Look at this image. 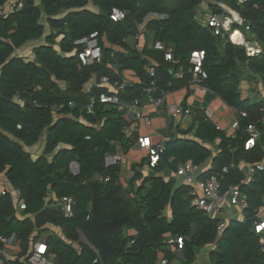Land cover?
<instances>
[{
    "label": "trees",
    "instance_id": "1",
    "mask_svg": "<svg viewBox=\"0 0 264 264\" xmlns=\"http://www.w3.org/2000/svg\"><path fill=\"white\" fill-rule=\"evenodd\" d=\"M6 2L0 0V173L6 174L26 206L24 217H19L11 194L0 192V249L1 238L13 236L21 246L18 258L9 264H27L20 258L28 255L31 245L49 225L61 227L70 240L47 237L55 264H158L160 251L170 259L175 256L167 248L168 235L184 239L181 264H197V249L207 246H214L209 251L211 264H264L261 235L254 231L258 211L264 205V171L243 187L250 203L244 218L231 219L220 237L219 219L209 217L193 204L190 186L178 184L175 176L160 174L164 170L176 173L179 164L187 160L199 164L213 157L210 172H221L235 162L230 172L222 175L223 184L228 185L243 177L242 163L263 159L264 98L254 102L244 99L240 85L241 67L247 66L260 76L264 86V0L237 5L260 44V51L253 55L244 45L233 43L227 34L216 35L198 19L202 0H24L22 8L17 4L12 12L4 13ZM115 6L127 11L125 19H111ZM63 10L68 12L58 16ZM140 24L153 35L152 45L147 40L141 51L128 42L139 33ZM94 31L99 33L103 59L86 65L79 56L82 47L75 41ZM42 37L46 43L35 49L33 60L15 55V50L29 40ZM156 41L164 43L166 49H157ZM168 48L176 63L166 59ZM199 50L205 51L203 68L207 72L202 85L228 106L248 115L241 118L236 137L227 136L205 115L199 117L194 138L171 137L165 142L158 163L152 167L153 174L136 172L135 180H142L131 196V191L125 192L118 183L121 164L107 165L105 161L107 153L116 151V142L124 152L134 144V136L125 132L135 121L127 115L126 105L146 97L145 87L151 81L146 70L149 61L155 64L157 95L188 87L193 82L190 58ZM126 69L133 70L140 82L127 84L119 92L101 84L86 91L85 85L94 75L98 83L103 76H109L112 83L123 82L122 72ZM180 71L182 77H177ZM114 93L119 103L102 100L104 95ZM92 99L95 103L89 110ZM250 123H255L263 135L261 142L246 150L245 128ZM216 139L220 140L219 152L213 155L206 143ZM41 140L45 142L44 151L34 158L25 146ZM74 162L79 166L77 174L71 170ZM97 175L109 177L102 183L104 200H119L103 210L104 218L112 221L130 217L118 233L109 235L120 252L105 261L96 260L90 245L81 243L76 248L71 244L78 239L77 229L93 218L89 182ZM50 191L58 198H73L71 216L49 205Z\"/></svg>",
    "mask_w": 264,
    "mask_h": 264
},
{
    "label": "crops",
    "instance_id": "2",
    "mask_svg": "<svg viewBox=\"0 0 264 264\" xmlns=\"http://www.w3.org/2000/svg\"><path fill=\"white\" fill-rule=\"evenodd\" d=\"M216 1L217 0H202L201 4L199 5L197 9L198 14L201 16L199 20L205 23V21L211 14H215L220 19H222L225 24V29L223 32L224 35L227 34L229 37V33L236 30L238 31L240 36L242 35V38L246 39L249 46H253V47L260 46L256 38L250 33L249 28H248L249 26H247L244 23L238 11L237 5H241V3H237L232 0H221L229 8V10L227 9L225 10L221 7H218ZM18 2L19 0H7L6 4L4 5V13L12 12L15 9ZM37 3H39V1H37ZM89 8L97 10L94 5H89ZM215 10H218V11H215ZM67 12H68L67 10H63L59 13L58 16H64ZM44 18H45V15H44ZM44 22H45V19H44ZM236 24L238 25V27L235 28ZM49 32H50L49 27H46V33H49ZM147 40L150 41L149 46L152 45L153 35L145 30L144 24H141L139 26V33L134 38H129L128 42L131 46L141 51L144 48V46L147 44ZM29 42L37 43V45H35L31 51L32 52L31 58H25L24 56L18 55L16 53L15 55L19 57H23L27 61L33 60L35 58V49L39 47L40 45L45 44L46 38L42 37L41 39H37V40H29L26 44H24L22 47L16 50H21L24 46L28 45ZM113 47L114 49L119 50L117 46H113ZM248 69L252 72L250 68ZM115 70L117 73L119 72L117 68H115ZM253 74L255 75V73ZM255 76L258 77L259 82L261 83V88L262 90H264V86L261 82L260 76L258 75H255ZM122 80L126 82L127 84H135V83L140 82L141 79L140 77L136 75V73L133 70L126 69L122 72ZM242 82L240 85V89H241L243 98L248 99L250 102L257 101V100H253V101L250 100L251 99L250 94L252 92L248 90L249 87L246 92L242 91V87H243ZM97 84L99 83L97 82L96 75H94L89 80V82L85 85L86 91L87 89H91L94 85H97ZM108 87H110V89L115 91V88L112 85ZM165 97L166 98H165L164 104L158 107L151 105L147 99V96L144 99H142L141 104H142L143 112L145 116L151 119V123L148 124L147 122H145V120H138V121L135 120L133 124H131L125 129L126 134L128 136H134V139H135L134 144L126 152L122 150L120 142L115 143L116 151L113 153L119 152V153L124 154V159L122 162H120L121 172H120V178H119L118 183L120 186H122L125 192L130 190L131 196H134V190L137 189L138 185L141 183V180H142L141 178H138L135 180L136 172L140 171L144 175L153 174L152 166L149 165L150 151L148 148L146 147L142 148L140 146L139 141H138L140 137H147V136L150 137L152 140L153 146H157L159 144H165V142L169 140L171 137L194 138L195 129L197 128V125H198V119L199 117H202L203 115H205L204 114L205 109H209L213 112V119H211V121L214 124H216L219 129L223 130L227 134V136L236 137L237 135V131H235L232 128V121L238 115L239 110L231 106H228L220 96L211 92L205 86L197 85L192 82L188 87L184 86L180 89L167 92L165 94ZM262 99L263 97L259 100H262ZM172 104H176L180 107H185V108L189 107L191 108V113L187 115H182L179 117H174L171 114L170 107H169ZM182 131H188V132L182 133ZM262 135H263V132H262ZM262 135L260 139L258 140V142H261ZM206 144H208L209 147L212 149L213 155H216L219 152V144H220L219 139H216L212 143H206ZM44 146H45V142L40 141L38 144L34 146H25V149L29 151L34 158H37L39 155L43 153ZM263 151H264V145H263ZM187 161H190V160H187ZM212 163H213V157H209L208 159H206L205 161L199 164L201 165L202 170L205 171L212 167ZM247 164L248 162H245V163H242L241 165V169L243 173L246 169ZM78 169H79V166H78ZM160 174L164 177L175 176L178 184H185V182H183L180 178H178L177 174L173 171L164 170ZM200 177H204V173L200 174ZM100 178L101 176L97 175L95 176V181L91 180L89 183L92 182V183L102 184L103 182L100 180ZM3 190L11 194L14 206L16 208L17 215L23 218L24 209L20 208V205L23 201L20 199L17 189H15L10 184L5 173H0V192H2ZM47 202L49 203L50 206H55L59 208L60 206H62L61 198H58L53 191H50L48 193ZM92 206H93V202H92ZM92 206H91V211H92ZM244 215H245V212H244ZM53 230L65 235L61 227L55 226V225H49L47 227V230L44 231L40 235V237L31 245L28 255L22 256L20 259L28 264V261H27L28 256L30 255L34 247V244L37 241H44L48 244L47 237L50 234H48L46 238H43L42 236L43 234L49 233ZM130 231H133V230H130ZM77 233H78V239L73 240L72 242L73 246L75 245V243L77 244L79 243V241L81 240L80 239L81 234L84 236L82 231L80 232L78 229H77ZM2 244H3V247L2 249H0V264H9L11 260H15L18 258L19 253L21 251V246H20V241L17 239V237L14 236V239L11 242L9 243L2 242ZM88 245L91 246L89 241H88ZM213 247L214 246H207L201 249H197V255H196L197 264H211L210 259H209V251ZM167 248L171 252L173 253L175 252V256L172 259H170L166 255L165 252L160 251L158 264H160L161 257H168L170 260V264H174V263L181 261V259L183 258L182 251L181 252L175 251L174 248L173 247L171 248L170 246L169 247L167 246ZM49 253H50L51 259L55 262V255L51 252Z\"/></svg>",
    "mask_w": 264,
    "mask_h": 264
},
{
    "label": "built area",
    "instance_id": "3",
    "mask_svg": "<svg viewBox=\"0 0 264 264\" xmlns=\"http://www.w3.org/2000/svg\"><path fill=\"white\" fill-rule=\"evenodd\" d=\"M237 3H245L248 0H232ZM217 6L223 9L229 10L227 5L221 0L216 1ZM24 5V0H19L18 7L22 8ZM127 11L121 9L119 7H113L110 13L111 19L114 21H120L126 18ZM157 17H164L160 15H156ZM205 24L213 29V32L216 35H221L224 32L225 24L222 19H220L217 15L211 14ZM141 25V24H140ZM249 28V27H248ZM238 31H233L229 33V38L233 43L241 44L246 47L248 54H255L260 51V46H249L246 39L242 38V35L238 33ZM239 35V40H236V36ZM75 44L81 46V52L79 56L82 62L86 65L93 64L95 62H100L103 59V49L100 43L99 33L97 31L92 32L88 36H84L75 41ZM155 47L157 49H166V46L161 41H156ZM166 59L176 63L177 61L173 57V52L171 48L166 50ZM205 58V51L199 50L192 52L190 62L193 67L190 69L192 73L193 83L197 85H202V81L207 78V72L203 68V61ZM149 77L151 78L150 83L145 87V94L149 103L155 107L161 106L165 101V94L157 95L158 86L156 83V69L155 64L152 61L146 66ZM177 77H182V72H177ZM101 85L104 86H113L115 88V92H119L124 90L127 85L126 82L116 81L115 83L111 82L109 76H103L100 80ZM1 88V83H0ZM90 89H87L89 91ZM102 100L105 102L111 103H119V98L116 93L102 97ZM95 100L92 99L89 104V110H92ZM170 112L174 117H179L182 115H187L191 113V108L180 107L176 104H172L169 106ZM127 115L131 116L135 120H145L148 124L151 123V119L145 116L142 108L141 101L139 99H135L133 102L126 105ZM205 117L207 119H213V112L209 109L204 110ZM248 113L246 111H238V115L232 121V128L235 131H238L241 126V118H246ZM261 122L264 124V116L261 119ZM246 130V139L244 143V148L246 150L253 149L260 139L262 135V131L257 127L255 123H250L245 128ZM139 144L142 148H148L150 151V163L149 165L154 167L159 159L160 153L164 149V144H159L157 146H153L152 140L150 137H140L138 139ZM124 159L123 153H107L105 157V161L107 165H113L116 163L122 162ZM75 163V162H74ZM72 163L71 170L73 173H78L79 169H75V165ZM235 166L234 163L231 166H224L221 172L215 173L210 172L209 169L203 171L200 164H196L192 161H185L181 163L177 169V176L180 178L185 184L190 186V195L193 197V204H195L200 210H202L206 215L212 218L219 219V224L217 226V236L220 237L224 228L229 223L231 219H241L244 216V212L247 208H249V199L248 195L243 190L245 185L251 184L255 176L258 172L264 171V158L255 161L252 163H248L246 169L244 171V175L241 180L237 183H230L228 185H224L222 182V175L228 174L230 172V168ZM204 173V177H200V174ZM100 180L102 182L109 181V177L101 176ZM5 193V190L2 191ZM62 206H60L61 211L66 216H71L73 214V203L74 200L72 197L66 196L62 197ZM21 209H25L26 206L22 202L20 205ZM264 205L259 209V219L254 222V231L261 235V245L264 250ZM89 217L88 219H91ZM81 232V228H78ZM14 239L10 238H1V242L9 243ZM166 243L168 247H173L175 251L181 252L184 245V239L182 236H168L166 239ZM76 248H79V244L74 245ZM97 255V261H102L103 258L101 256V252L98 248L91 245ZM28 264H55V262L51 259L48 244L44 241H37L34 244V247L28 257ZM160 264H170V260L168 257H161ZM181 264V261L174 263Z\"/></svg>",
    "mask_w": 264,
    "mask_h": 264
},
{
    "label": "water",
    "instance_id": "4",
    "mask_svg": "<svg viewBox=\"0 0 264 264\" xmlns=\"http://www.w3.org/2000/svg\"><path fill=\"white\" fill-rule=\"evenodd\" d=\"M74 165L75 169L78 170V163L75 162ZM89 186L93 191V218L91 222L87 223L81 229V231L89 243L100 250L101 256L105 261L109 255L119 254L120 252V248L113 246L109 239V235L111 233H118L121 226L129 221L130 217L124 216L112 221L106 220L103 210L115 206L119 200L116 199L111 203H107L102 195V184L91 182Z\"/></svg>",
    "mask_w": 264,
    "mask_h": 264
},
{
    "label": "rangeland",
    "instance_id": "5",
    "mask_svg": "<svg viewBox=\"0 0 264 264\" xmlns=\"http://www.w3.org/2000/svg\"><path fill=\"white\" fill-rule=\"evenodd\" d=\"M198 19L201 18V16L198 14ZM37 45V43H34V42H29L28 45L24 46L21 50H16V54L18 55H22L24 56L25 58H31L32 57V49L33 47ZM241 70H242V75H243V82H242V91L243 92H246L248 87H249V91H251L252 93L250 94V100L253 101V100H259L261 99L262 97L264 98V90H262L261 88V83L259 82V79L257 76H255L249 69L247 66H242L241 67ZM41 141H44V140H41ZM264 210V209H263ZM50 234V235H53V236H57L58 238H61L67 242H70V240H67V237H65V235H63L62 233L60 232H57V231H51L49 233H45L43 234V238H46V236ZM81 240L79 241L78 244L80 243H87L88 244V241L87 239L81 234ZM73 241H71V244H72ZM77 243H75L76 245Z\"/></svg>",
    "mask_w": 264,
    "mask_h": 264
},
{
    "label": "bare ground",
    "instance_id": "6",
    "mask_svg": "<svg viewBox=\"0 0 264 264\" xmlns=\"http://www.w3.org/2000/svg\"><path fill=\"white\" fill-rule=\"evenodd\" d=\"M239 35H237L235 38H236V40H239V37H238Z\"/></svg>",
    "mask_w": 264,
    "mask_h": 264
}]
</instances>
